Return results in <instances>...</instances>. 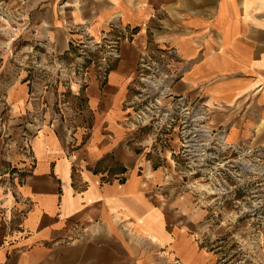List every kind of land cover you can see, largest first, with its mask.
I'll return each mask as SVG.
<instances>
[{"label":"crops","instance_id":"0c3cea01","mask_svg":"<svg viewBox=\"0 0 264 264\" xmlns=\"http://www.w3.org/2000/svg\"><path fill=\"white\" fill-rule=\"evenodd\" d=\"M28 1L30 40L56 54L119 40L120 55L107 79L92 64L86 85L48 97L33 163L0 147V264H220L203 197L177 170L176 133L139 118L140 66L166 51L149 41L174 47V92L200 98L231 142L264 144V0Z\"/></svg>","mask_w":264,"mask_h":264},{"label":"rangeland","instance_id":"374dc122","mask_svg":"<svg viewBox=\"0 0 264 264\" xmlns=\"http://www.w3.org/2000/svg\"><path fill=\"white\" fill-rule=\"evenodd\" d=\"M27 1L0 0V149L3 153L15 149L22 160L33 163V140L43 122V113L50 106L46 104L47 99L52 95L58 98L63 90L68 96L67 92L72 91L70 85L75 89L86 85L92 64L98 67L103 79H107L112 60L119 57L116 53L120 55V42L94 43L83 37L72 42L66 51L56 54L42 40H30L32 22L27 21L32 18L28 19L27 13L34 8ZM129 37L130 34L125 35ZM150 47L166 51H150L142 57L146 66L141 65L139 73L141 98L145 102L140 108L141 122H146L156 132L167 129L176 133V143L180 146L176 154L181 162L177 170L183 171L196 196L203 197L202 207L207 210L203 223L211 225L206 240L219 251L220 264H264V144L250 139L231 142L228 137L233 132L227 136L229 125H212L207 107L202 108L206 112L204 120L195 119L192 113L201 108L200 98L185 104L188 109L182 110L183 100L168 83L178 74L177 70H171L174 69L173 57L168 52L174 47L163 48L153 41L151 46L149 41L147 51ZM167 70H171L170 73ZM159 78L163 80L155 87L152 82H158ZM26 85L30 88H25ZM43 95L46 96L45 106L38 110L37 101ZM162 96H169V100ZM55 103L58 111L59 101ZM167 111L182 115V119L168 126L164 116ZM146 116L153 118L148 120ZM202 129L210 131L205 134L207 148L203 152L198 141ZM27 137H31L30 152L24 145ZM18 174L15 165L7 172L10 179Z\"/></svg>","mask_w":264,"mask_h":264},{"label":"built area","instance_id":"2783aa9c","mask_svg":"<svg viewBox=\"0 0 264 264\" xmlns=\"http://www.w3.org/2000/svg\"><path fill=\"white\" fill-rule=\"evenodd\" d=\"M116 56H119V54H117L116 53ZM142 65L143 66H146V62L144 61V63H142ZM168 76V75H167ZM165 76L163 75V78H164ZM159 81L157 82H152V84L155 86V87H157L158 85H159V83H161L162 82V78H159L158 79ZM161 81V82H160ZM181 99L183 100V105H182V110L183 109H188V106H186L185 104H186V99H185V97H181ZM185 106V107H184ZM189 114V113H188ZM193 117L195 116V119H199V120H204V118H205V114H206V112L202 109V108H199V110H196L195 112L193 111ZM208 114V113H207ZM164 116H166V120H167V124H168V126H172L174 123V121H176L178 118L179 119H182V115H178V114H175L174 112H172V111H167V112H165L164 113ZM185 117H187V115H184ZM151 118H153V117H147L146 116V118L145 119H148V120H151ZM147 120V121H148ZM208 132H210L208 129H202L201 130V132L198 134V135H200V136H202V137H200L201 139H198V141L200 142V145H199V149H201L202 150V152L203 151H205L206 150V148L207 147H205L204 146V138H205V134H207ZM30 142H31V137H27V138H25V142H24V145L27 147V150L30 152ZM183 145H184V143H183ZM33 156V155H32Z\"/></svg>","mask_w":264,"mask_h":264},{"label":"bare ground","instance_id":"6f19581e","mask_svg":"<svg viewBox=\"0 0 264 264\" xmlns=\"http://www.w3.org/2000/svg\"><path fill=\"white\" fill-rule=\"evenodd\" d=\"M205 187L203 186V189H204Z\"/></svg>","mask_w":264,"mask_h":264}]
</instances>
